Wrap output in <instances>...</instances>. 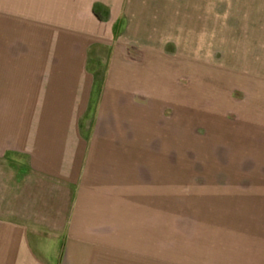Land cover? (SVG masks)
<instances>
[{"label": "rangeland", "instance_id": "rangeland-1", "mask_svg": "<svg viewBox=\"0 0 264 264\" xmlns=\"http://www.w3.org/2000/svg\"><path fill=\"white\" fill-rule=\"evenodd\" d=\"M119 1L0 0V72L46 65L33 57L65 49L70 27L91 33L92 15L109 20ZM127 39L146 73L127 100V131L94 140L112 153L92 162L75 218L70 204L45 212L35 190L20 197L28 242L0 235V264L264 263L233 154L248 130L243 100H264V0H127ZM89 49L90 67L105 71L109 47ZM7 198L0 218L13 221Z\"/></svg>", "mask_w": 264, "mask_h": 264}, {"label": "crops", "instance_id": "crops-1", "mask_svg": "<svg viewBox=\"0 0 264 264\" xmlns=\"http://www.w3.org/2000/svg\"><path fill=\"white\" fill-rule=\"evenodd\" d=\"M117 6L109 20L92 15L91 33L83 27L68 28L62 51L32 56L52 60L46 65H17L0 72V194L4 200L7 195L13 220L0 218V235H10L11 245L28 242L21 235L31 228L16 221L20 197L29 200L28 192L35 190V203L44 211L54 209L60 216L61 206L67 211L70 204V218H75L84 182H94L92 162L97 155L112 153V148L97 150L94 140L112 142L121 137L119 131H127V100L141 96L137 88L146 73L127 39V0ZM102 22L107 24L104 34L93 32ZM98 45L111 50L102 72L89 65V48ZM144 57L148 58L146 52ZM99 74L105 76L103 82H98ZM243 101L241 107L250 110L240 119L248 130L236 136L235 182H246L243 209L251 213L248 217L259 219L257 225L261 223L260 233L254 229L251 235L264 253V100L260 106L253 93Z\"/></svg>", "mask_w": 264, "mask_h": 264}]
</instances>
